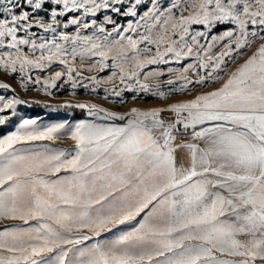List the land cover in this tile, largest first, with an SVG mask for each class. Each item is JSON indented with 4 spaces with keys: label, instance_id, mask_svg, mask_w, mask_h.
I'll return each mask as SVG.
<instances>
[{
    "label": "snow or ice",
    "instance_id": "obj_1",
    "mask_svg": "<svg viewBox=\"0 0 264 264\" xmlns=\"http://www.w3.org/2000/svg\"><path fill=\"white\" fill-rule=\"evenodd\" d=\"M0 74L160 105L0 94V264H264V0H0Z\"/></svg>",
    "mask_w": 264,
    "mask_h": 264
},
{
    "label": "rangeland",
    "instance_id": "obj_2",
    "mask_svg": "<svg viewBox=\"0 0 264 264\" xmlns=\"http://www.w3.org/2000/svg\"><path fill=\"white\" fill-rule=\"evenodd\" d=\"M163 3H167L168 0H162ZM150 6V5H149ZM144 8H141V14L144 11ZM19 11V10H18ZM112 15L119 23L125 24L129 20H135V18L132 17H123L119 16L115 13H109ZM103 13L98 14L97 19H102ZM47 19V18H46ZM111 27V26H109ZM199 28V26H196ZM33 31H38L37 29H33ZM71 31V29L69 30ZM83 31V30H82ZM90 33V30H88ZM251 55V53H249ZM246 58V57H245ZM241 61H237V64H234L231 66V69H234ZM90 63V62H89ZM77 64L79 65V61H77ZM89 66V64H85L84 67ZM175 66V65H173ZM156 66H150L151 68H155ZM161 68H167V65H161ZM149 69V70H150ZM59 70V67H55L52 71ZM49 73H41V78H46V76ZM111 74V69H106L102 73H83L85 76L89 75H97L101 77L107 78ZM167 79V77H165ZM0 82H7L9 83L13 88L16 89V92H8L3 93L2 90H0V94H4L8 96L9 98L13 95H18L19 98L32 102V106L29 107L27 105H19L18 111L26 116L29 117H41L42 122L44 123H57L61 122L65 119H67L70 122H75L79 119L87 118L85 114L78 109H74L71 112V115L69 114L68 110H62L60 112H49L47 108L44 107L45 104H49L52 106H57L63 103H79V102H90L95 103L98 106L104 107L108 110L116 111L119 113H126L130 110L131 107H139L142 109L151 108V107H158L159 102L151 96H146L145 94L141 93L140 97H138L136 100H133V93L126 92L123 94V100L125 101L124 104L118 103L120 101V97H109L108 101H105L103 99L104 96V87H111V85H102L101 88L98 90L96 94H90L87 92L83 87H78L75 92V96H71L70 92L72 91L68 85H65L63 89H51V92L53 93L52 96H45L40 91L30 90L28 92H25L23 89H21L18 85V79H13L11 76H5L3 74H0ZM38 86H30V88H34ZM167 90V89H165ZM7 131H9L8 128L4 126H0V135L5 134ZM60 147H71L70 142H62L58 144Z\"/></svg>",
    "mask_w": 264,
    "mask_h": 264
}]
</instances>
